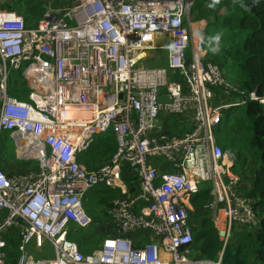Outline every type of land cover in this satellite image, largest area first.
<instances>
[{"label": "built area", "instance_id": "1", "mask_svg": "<svg viewBox=\"0 0 264 264\" xmlns=\"http://www.w3.org/2000/svg\"><path fill=\"white\" fill-rule=\"evenodd\" d=\"M70 3L36 26L17 11H0V132L10 133L20 160L38 163L16 174L0 168V264L10 232L18 238L16 264H222L235 226L258 229L260 217L227 180L236 158L216 130L225 113L251 101L264 105V97L252 92L229 102L238 90L186 22L192 0ZM159 38L169 45L157 46ZM164 49L167 67L141 65L148 52ZM12 73L28 85L27 100L11 95ZM187 114L190 132L161 130L162 117ZM109 133L117 152L90 171L79 159ZM125 167L138 183L125 182ZM98 186L119 191L99 224L84 205ZM203 189L224 244L217 262L196 254L191 204ZM74 227L107 237L84 253ZM46 242L55 257L35 259L30 246L41 251Z\"/></svg>", "mask_w": 264, "mask_h": 264}, {"label": "trees", "instance_id": "2", "mask_svg": "<svg viewBox=\"0 0 264 264\" xmlns=\"http://www.w3.org/2000/svg\"><path fill=\"white\" fill-rule=\"evenodd\" d=\"M22 3L24 5L21 8L25 7L26 11L27 8H32L39 20L45 17L48 8L44 4V0H22ZM192 12L195 16L194 22L210 17L216 19L221 16V26L224 29L222 32L230 36H241L242 39L237 43L235 50L228 51L229 57L226 58V63L231 60L243 73V89L247 93L256 92L259 97L263 98L264 0H196ZM222 12L224 14L220 15ZM209 60L217 64L219 62L216 53H213ZM21 87L26 90L23 86ZM10 93L21 100H27L28 97V91L21 92L11 89ZM245 111L246 120L238 119L234 124L222 123L216 130V136L224 149L227 145L240 146L242 152L250 151L253 156L255 155L258 168L254 172L253 187L244 195L254 202V208L260 217V225L254 231H245L239 246L234 247L231 244L227 246L222 264H264V106L258 102H250ZM243 137L247 138V141ZM117 149L115 136L106 134L98 141L96 140L93 149L83 155L79 162L90 171L96 170L101 162L112 158ZM118 196L119 191L113 190L104 195L99 203L106 205L108 210L111 202ZM211 200L210 190L203 189L200 194L192 198V205L196 209L204 211ZM208 214L194 235L197 242L200 241L201 258L217 262L224 249V244ZM88 215L95 222L97 221L94 216L89 213ZM255 231L257 234L254 233ZM88 233L90 232L82 230L73 238L84 253H92L98 247L95 236ZM18 258L19 251L15 249L9 254L8 264H15Z\"/></svg>", "mask_w": 264, "mask_h": 264}, {"label": "rangeland", "instance_id": "3", "mask_svg": "<svg viewBox=\"0 0 264 264\" xmlns=\"http://www.w3.org/2000/svg\"><path fill=\"white\" fill-rule=\"evenodd\" d=\"M66 1H69V0H51L50 4H48V10L46 11V14L50 12L49 11L50 9L54 11V12H50L52 15L56 14V12H58V11H62L64 9H66L65 8L67 6ZM166 1H174V0H166ZM192 1L195 3L196 0H192ZM63 2L64 3L66 2L65 3L66 5L62 4ZM188 2L190 3L191 0H188ZM205 4L207 5V2ZM16 5L22 6L23 4L20 2V0H18L16 2ZM192 9H193V7H192ZM25 10L26 9L22 8L21 10L18 9L17 12L20 14L21 12L24 13L23 11H25ZM222 14H224V12L220 13V15H222ZM23 16H25V15L23 14ZM194 17L195 16L192 12L191 17L188 20H186V22L190 20L193 23L192 27L194 28V39L196 41L199 39L204 40V46H205L207 53L209 54V57L213 56V53H216V56L219 58L218 64L222 67L224 78L226 79L227 82H229L233 87H235L238 90L237 92L231 93L229 101L233 102V103H238V102L243 101L244 97H246L248 94L243 89L244 75L240 71V69L231 62V60H229L228 63H226V58L229 57L228 51L229 50H232V51L235 50V48L237 47V43L239 42V40L242 39L241 36L240 37H237L235 35L230 36L229 34L223 33L222 31H224V29L221 26V21H220V19H222L221 16H220V18L216 17V19H214V20L212 17H210L209 19L207 18V20L206 19L205 20H198V21H195L196 23H194V21H193ZM33 22H34V20L32 18V20L30 21V24H34ZM35 24H37V23H35ZM206 25H207V27L205 28ZM200 28L203 29V32H201L200 36H198ZM150 53H153V52H150ZM154 53H158V52H154ZM141 65L143 67H147V68H151V66H154V68H164V67H157L158 65L150 64L147 62L146 63L142 62ZM15 82H18L20 85L22 84V81L19 79V77L15 73H12L11 85H13ZM26 85H27L26 83L22 84V86L24 88L28 87V86L25 87ZM227 114L229 117L228 119H230L231 121H236L238 119L246 120L245 106L244 105H241L240 107L233 108ZM182 119H185V117L184 116H182V117H178V116L170 117V123L174 124V125H176L182 129V131L180 133H176V135H181L182 133L187 131V124L180 122V120H182ZM226 120H227V118L224 119L223 123H225ZM109 134L113 135V133H109ZM102 136H105V135L98 136L97 141ZM243 139L247 141V138L243 137ZM16 149H17V146H16L14 140L11 138L10 133H8V132L1 133L0 132V168L2 167L6 171V173H8V174H16L19 172H24V171H29L31 169H36L38 163L34 160H29V161L20 160L17 157ZM242 154H243V152H242ZM250 156H251V158H253V156L251 154H250ZM160 159H161L160 161L163 162V158H160ZM98 164H97V166H98ZM99 165H101V164H99ZM243 167H244V161H243V159L239 158L236 166L231 169V172H234L235 174L240 176L242 178L241 184L244 185L245 188H247L250 184L249 185L244 184L246 174H242L243 173ZM249 181L251 183L252 177H250ZM210 188H211V186H210ZM236 190H238V187L236 188ZM111 191H113V190H111L107 187L98 186L95 189H93L92 191H90L84 200V205H85V209H86L87 213H89L90 215L95 217V219L98 221V222L96 221L97 224H99L105 220V215L107 212L106 205L100 204L99 201L101 200V198L104 195L109 194ZM104 224H106V223H104ZM97 227H99V225ZM235 227H238V226L236 225ZM75 229L77 232L80 231V229H78V228H75ZM90 233H88V234H90V235L94 234V236L96 238L95 239L97 241L96 246H99L103 242V240H105V238L107 237V235H104L105 232L101 229H99L97 231V233L92 232V231ZM237 236H240V232H236V233L233 232V237H237ZM93 239H94V237H93ZM30 249H31V253H32L31 255L35 259H46V258H54L55 257L54 247L49 242H46L44 248L41 251L36 250L33 245L30 246Z\"/></svg>", "mask_w": 264, "mask_h": 264}, {"label": "crops", "instance_id": "4", "mask_svg": "<svg viewBox=\"0 0 264 264\" xmlns=\"http://www.w3.org/2000/svg\"><path fill=\"white\" fill-rule=\"evenodd\" d=\"M17 1L18 0H0V11H18V9L19 10L22 9V8L26 9L25 7L21 8L20 5H16ZM50 1L51 0H44V4H46L47 8H48V4H50ZM20 2L22 3V0H20ZM66 2H67V6L65 8H69V6L71 4L70 0L66 1ZM65 3L63 2L62 4L66 5ZM49 11L54 12L51 9ZM24 12L25 13H22V12L21 13H22V15L23 14L25 15L24 17H25V19H26V21L28 23V26H36V25L40 24L44 20V17H43V19L39 20V17H37L35 15L34 11H32V8H27V11L25 10ZM32 18L34 20V22H33L34 24H30V21L32 20ZM212 18L214 20V17H212ZM35 23H37V24H35ZM194 23H196V22H194ZM206 27H207V25L205 26V28ZM193 30H194V28H193ZM202 30L203 29H201V28L199 29V35L198 36H200V33L202 32ZM168 45H169V39L168 38H159V40L157 41V46H168ZM150 52H153V53H150ZM150 52H148L146 54V58L142 62H145V63L147 62V63H150V64L158 65L157 67H164V68L167 67L168 58H169L167 50L164 49V50H157V51H150ZM154 52H158V53H154ZM210 57L212 58V56H210ZM142 62H141V64H142ZM152 67L154 68V66H151V68ZM21 85L18 82H15L12 85V89H16V90H19L21 92H27L29 90L28 88H26V90H23L21 88ZM245 110H246V108H245ZM225 116L227 118L225 123H228V124L236 123V121H231L230 119H228L229 117H228L227 113H225ZM170 117H174V116H164V117H162L161 122H160V126L162 127L161 130H163V131H165V132H167L169 134H173L175 136H182V135L190 132L194 128L193 116L191 114H187L186 116H184L185 119L180 120L181 123L187 124V131L182 133L181 135H176V133H180L182 131V129L180 127L174 125V124H171L170 123ZM225 150L232 152L235 155V158H236L234 163L232 164L233 166L232 167L230 166V171H231V169L233 167L236 166L239 158L243 159V161H244V167H243V173H242V174H246L245 175L244 184L245 185H249L250 184V185L247 188H245L244 185L241 184V181H242L241 179L242 178L240 176H238L237 174H235L234 172H230L232 177H228L227 180H235V182H236L235 188L238 187V191H241V194H243V193L245 194L246 191H248L249 189H251L253 187L252 181L254 180V172L258 168V164L256 162L255 155L253 156L252 152H250V151L243 152V154H242V148L240 146L227 145L225 147ZM250 154L253 156V158H251ZM226 163H228V162H226ZM1 169H3V168L1 167ZM124 175L126 176L125 182H127V184H130V182L138 183L137 177L133 174L132 170L129 169L128 167L124 168ZM250 177H252L251 183L249 181ZM135 187L136 188L133 191H137V186H135ZM191 209H192L191 210V215H192L191 223H192V226L194 228V231L197 232V230L200 227V225L203 222V220L205 218H207L206 214L209 213L208 215H209V217H211V213L205 208H204V211L200 210V209H196L192 204H191ZM245 228L246 227H243V226H238V227L234 228V232L235 233L236 232H240V236L233 237V239L230 242L231 245H233L234 247L240 245L241 240H242V238H243V236L245 234ZM256 232L257 231H255L254 233H256ZM8 241H9V245H8V247L6 249V251H7V258H6V262H5L6 264H8V262H9L8 258H9L10 252L14 251L15 249L18 250V238H17V235L14 232H10V234L8 236ZM199 248H200V241H199V243L197 242L196 254L198 255V257L201 258V253H200ZM221 254H220V256H221ZM16 263H17V261H16Z\"/></svg>", "mask_w": 264, "mask_h": 264}, {"label": "bare ground", "instance_id": "5", "mask_svg": "<svg viewBox=\"0 0 264 264\" xmlns=\"http://www.w3.org/2000/svg\"><path fill=\"white\" fill-rule=\"evenodd\" d=\"M207 56H209V54L207 53ZM252 93V92H251ZM256 93V92H255ZM249 94V93H248ZM258 96V95H257ZM251 102H256V101H251ZM260 105L264 106L263 104L259 103ZM240 107V106H239ZM243 195V194H242ZM245 196V195H244ZM192 219V217H191ZM255 228H245V231L249 230V231H254ZM234 232V231H233ZM233 232H232V235H233ZM219 235V233H218ZM220 238V236H219Z\"/></svg>", "mask_w": 264, "mask_h": 264}, {"label": "water", "instance_id": "6", "mask_svg": "<svg viewBox=\"0 0 264 264\" xmlns=\"http://www.w3.org/2000/svg\"><path fill=\"white\" fill-rule=\"evenodd\" d=\"M122 98H123V96L121 95V96H120V99H122Z\"/></svg>", "mask_w": 264, "mask_h": 264}]
</instances>
